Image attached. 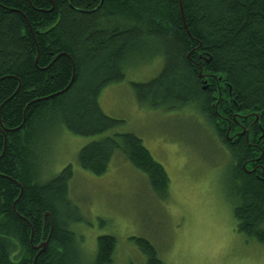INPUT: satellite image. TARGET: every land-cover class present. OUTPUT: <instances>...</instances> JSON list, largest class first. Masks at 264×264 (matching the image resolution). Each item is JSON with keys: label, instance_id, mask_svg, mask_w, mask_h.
I'll use <instances>...</instances> for the list:
<instances>
[{"label": "trees", "instance_id": "1", "mask_svg": "<svg viewBox=\"0 0 264 264\" xmlns=\"http://www.w3.org/2000/svg\"><path fill=\"white\" fill-rule=\"evenodd\" d=\"M157 55L161 71L132 83L139 103L207 118L231 157L237 229L264 246V157L252 135L229 140L264 133V0H0V264H113L114 235L97 237L93 257L82 251L72 165L41 181L42 148L58 122L85 136L116 129L124 120L104 112L102 90ZM118 152L168 196L165 167L133 132L92 140L78 160L100 175ZM132 239L146 264L164 263L148 238Z\"/></svg>", "mask_w": 264, "mask_h": 264}, {"label": "rangeland", "instance_id": "2", "mask_svg": "<svg viewBox=\"0 0 264 264\" xmlns=\"http://www.w3.org/2000/svg\"><path fill=\"white\" fill-rule=\"evenodd\" d=\"M150 57L127 63L125 79L100 94L104 112L124 120L116 129L85 136L56 123L42 148L41 181L72 165L67 198L81 221L71 229L88 257L96 253L97 237L111 234L117 239L113 264H146L134 236L148 238L163 264H264V246L237 229L231 157L207 118L190 105L167 109L139 103L132 83L149 81L163 67L161 55ZM115 132L142 138L170 178L167 197L159 198L147 174L119 152L103 174L81 167V148Z\"/></svg>", "mask_w": 264, "mask_h": 264}, {"label": "flooded vegetation", "instance_id": "3", "mask_svg": "<svg viewBox=\"0 0 264 264\" xmlns=\"http://www.w3.org/2000/svg\"><path fill=\"white\" fill-rule=\"evenodd\" d=\"M251 128H252L251 126L248 127V128L243 127V129H241L240 131L237 132V136H236V137L231 136V139H229V140L233 142V140H234L233 138L238 139V138H241V136H244L245 134H246V138H247V139H250V136L252 135V137H254V138H253V140L250 142V144L253 145V146L258 147V148L261 150V151H260V154L256 157V160H257V161H260V160L264 157V149H263L258 143H260V141H261L262 138L264 137V133H262V134L257 138V137H255L256 133H255L254 131L251 133ZM229 129H230V127H229ZM255 138L257 139V142L254 141ZM263 143H264V141H263Z\"/></svg>", "mask_w": 264, "mask_h": 264}, {"label": "water", "instance_id": "4", "mask_svg": "<svg viewBox=\"0 0 264 264\" xmlns=\"http://www.w3.org/2000/svg\"><path fill=\"white\" fill-rule=\"evenodd\" d=\"M200 76L203 77L202 74H200ZM204 88H207V81H204ZM229 139H231V137H229ZM40 246H42V249H41V250H44V249H45V246H46V243H43V244H41Z\"/></svg>", "mask_w": 264, "mask_h": 264}]
</instances>
